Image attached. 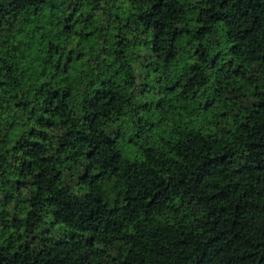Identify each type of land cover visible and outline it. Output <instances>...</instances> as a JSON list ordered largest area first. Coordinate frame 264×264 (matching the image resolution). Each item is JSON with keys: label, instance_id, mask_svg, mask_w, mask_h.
Returning a JSON list of instances; mask_svg holds the SVG:
<instances>
[{"label": "trees", "instance_id": "1", "mask_svg": "<svg viewBox=\"0 0 264 264\" xmlns=\"http://www.w3.org/2000/svg\"><path fill=\"white\" fill-rule=\"evenodd\" d=\"M0 264H264V0H0Z\"/></svg>", "mask_w": 264, "mask_h": 264}]
</instances>
